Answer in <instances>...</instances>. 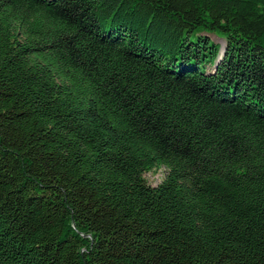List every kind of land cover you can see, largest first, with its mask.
I'll return each mask as SVG.
<instances>
[{
    "label": "trees",
    "instance_id": "obj_1",
    "mask_svg": "<svg viewBox=\"0 0 264 264\" xmlns=\"http://www.w3.org/2000/svg\"><path fill=\"white\" fill-rule=\"evenodd\" d=\"M0 264H264V0H0Z\"/></svg>",
    "mask_w": 264,
    "mask_h": 264
},
{
    "label": "rangeland",
    "instance_id": "obj_2",
    "mask_svg": "<svg viewBox=\"0 0 264 264\" xmlns=\"http://www.w3.org/2000/svg\"><path fill=\"white\" fill-rule=\"evenodd\" d=\"M209 36L213 41L219 43L222 47V52H224L226 47V40L224 38L219 37L217 33H209ZM208 70H211V67H208ZM166 168L163 165H156L153 169L146 171L144 176L149 184L157 185L159 184L163 178L165 177Z\"/></svg>",
    "mask_w": 264,
    "mask_h": 264
},
{
    "label": "water",
    "instance_id": "obj_3",
    "mask_svg": "<svg viewBox=\"0 0 264 264\" xmlns=\"http://www.w3.org/2000/svg\"><path fill=\"white\" fill-rule=\"evenodd\" d=\"M221 50H223V49L221 48Z\"/></svg>",
    "mask_w": 264,
    "mask_h": 264
}]
</instances>
